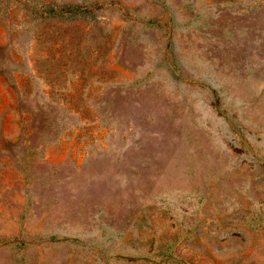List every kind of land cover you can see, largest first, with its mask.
Segmentation results:
<instances>
[{
    "label": "rangeland",
    "instance_id": "374dc122",
    "mask_svg": "<svg viewBox=\"0 0 264 264\" xmlns=\"http://www.w3.org/2000/svg\"><path fill=\"white\" fill-rule=\"evenodd\" d=\"M0 264H264V0H0Z\"/></svg>",
    "mask_w": 264,
    "mask_h": 264
}]
</instances>
